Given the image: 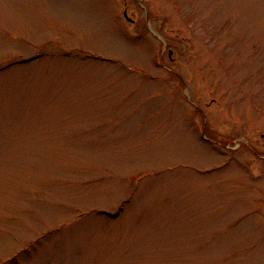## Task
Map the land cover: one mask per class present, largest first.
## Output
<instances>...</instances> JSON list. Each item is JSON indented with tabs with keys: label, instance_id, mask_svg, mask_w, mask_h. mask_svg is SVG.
Masks as SVG:
<instances>
[{
	"label": "rangeland",
	"instance_id": "rangeland-1",
	"mask_svg": "<svg viewBox=\"0 0 264 264\" xmlns=\"http://www.w3.org/2000/svg\"><path fill=\"white\" fill-rule=\"evenodd\" d=\"M0 264H264V0H0Z\"/></svg>",
	"mask_w": 264,
	"mask_h": 264
}]
</instances>
